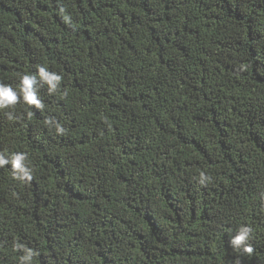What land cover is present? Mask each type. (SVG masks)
<instances>
[{
	"label": "trees",
	"instance_id": "trees-1",
	"mask_svg": "<svg viewBox=\"0 0 264 264\" xmlns=\"http://www.w3.org/2000/svg\"><path fill=\"white\" fill-rule=\"evenodd\" d=\"M38 66L58 91L0 109V155L32 173L0 168V264L24 247L32 264H264V0H0V83Z\"/></svg>",
	"mask_w": 264,
	"mask_h": 264
},
{
	"label": "clouds",
	"instance_id": "clouds-1",
	"mask_svg": "<svg viewBox=\"0 0 264 264\" xmlns=\"http://www.w3.org/2000/svg\"><path fill=\"white\" fill-rule=\"evenodd\" d=\"M64 8H60V12L64 13ZM64 19L67 21L69 17L65 16ZM63 77L62 75L49 71L48 68L44 66H38L36 73L23 74L20 78L19 92L15 90L11 85L0 83V109L8 108L14 106L18 100L22 97L23 102L26 105L34 106L36 109H41L43 107L42 100L39 96V85H47L49 94H54L58 91L61 85ZM67 93L65 92V95ZM46 123L54 125L56 132L59 135L65 133V128L56 122L54 119H48ZM27 156L23 152H18L11 155L10 159L4 158L0 155V168L5 165L11 164L12 169L16 170V178L23 180H30L32 178V173L30 168L26 163ZM202 182L205 177L204 173H201ZM250 229L247 227H241L237 234L231 239L230 243L234 248H241L245 252H251V247L246 244L248 239ZM18 248L24 247L22 245H17ZM25 255L20 257V264H32L33 257L37 255L31 249L24 247Z\"/></svg>",
	"mask_w": 264,
	"mask_h": 264
}]
</instances>
